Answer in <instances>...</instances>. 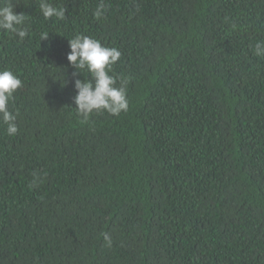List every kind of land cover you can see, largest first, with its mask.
Listing matches in <instances>:
<instances>
[{"label": "trees", "instance_id": "1", "mask_svg": "<svg viewBox=\"0 0 264 264\" xmlns=\"http://www.w3.org/2000/svg\"><path fill=\"white\" fill-rule=\"evenodd\" d=\"M4 2L29 35L0 30V264H264V0ZM77 34L120 51L119 116L77 115Z\"/></svg>", "mask_w": 264, "mask_h": 264}, {"label": "clouds", "instance_id": "2", "mask_svg": "<svg viewBox=\"0 0 264 264\" xmlns=\"http://www.w3.org/2000/svg\"><path fill=\"white\" fill-rule=\"evenodd\" d=\"M40 10L45 19L56 17L65 19L66 10L52 6L48 0H40ZM104 4L100 3L94 11V16L99 19L104 13ZM26 16L23 13H15L10 2L0 0V30L9 34H15L23 40L29 35V29L25 26ZM48 33L41 34V41L48 38ZM70 51L67 55L69 64L75 69L73 102L77 115L87 122L93 113L107 112L113 116H119L122 111L128 110L127 89L122 82L117 87V79L110 74L113 65L121 57L116 48L102 46L101 42L90 36L77 34L68 39ZM253 54L264 58V40L257 41L253 46ZM86 71L88 78H75ZM23 86L19 75L7 68L0 69V124L6 125L5 131L9 136H14L18 131V112L10 109L14 101V94ZM107 245L111 246V239L104 234Z\"/></svg>", "mask_w": 264, "mask_h": 264}]
</instances>
